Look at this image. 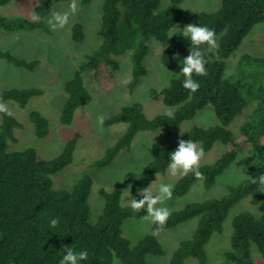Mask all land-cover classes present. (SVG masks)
<instances>
[{"label": "trees", "instance_id": "1", "mask_svg": "<svg viewBox=\"0 0 264 264\" xmlns=\"http://www.w3.org/2000/svg\"><path fill=\"white\" fill-rule=\"evenodd\" d=\"M11 0H0V6ZM67 0H44L36 9L39 20L8 18L0 12V31L45 30V17L55 4ZM91 0H82L83 6ZM185 0H170L162 8L161 0H103L101 25L98 34L100 45L82 61L74 78L66 85L68 100L61 121L71 124L76 110L92 101L86 88L83 73L90 72L93 88L99 93H109L116 87L115 71L119 64L110 60L112 54H127L132 59L133 76L130 89L134 90L148 71L144 61L151 40H159L163 46L162 63L166 68L182 71L183 59L190 54L191 43L183 36H171V30L182 20V3ZM221 6L212 12L201 11L196 15L195 25L207 26L217 34V48L209 51L203 47L206 76H194L201 87L191 93L184 89V77L171 80L157 95H163L167 106L175 107L172 114H160L148 118L143 106L136 103L125 106L119 114L106 120V125L129 123L126 133L97 161L99 168L110 165L119 152L130 148L139 131L165 129L171 135L184 121L211 105L219 124L209 128L194 127L168 147L150 148L151 161L135 181L134 192L150 186L153 179L168 169L170 153L178 147L180 139L193 140L208 153L216 143L226 147L224 154L214 163L202 165L205 188L211 189L217 178L224 173L238 155L247 151L256 154L258 161L248 169L249 177L229 187V192L216 199H207L186 205L173 211L163 229L179 226L195 217L199 224L193 236L184 240L174 251L169 264H184L192 257L198 264H206V245L215 233L223 231L224 221L230 210L243 198L249 197L255 205L264 203V192L253 178L264 174V87L250 86L254 76H247V67L257 64L264 70V57L243 55L239 59L238 75L232 80L226 74L227 60L233 56L254 27L264 24V0H221ZM84 39L83 25L73 27V40ZM0 59L18 67L34 70L38 61H27L9 51L0 50ZM108 64V65H107ZM111 67L108 68V67ZM257 82V79H253ZM42 93L40 88L0 89V102L15 101L26 108L29 101ZM251 101L257 102L248 121L235 136L228 128L236 116L249 109ZM249 107V108H248ZM0 126V264H59L64 246L76 251L87 250L88 259L80 264H113L115 259L123 264H147L149 255L160 256L164 248L153 234L141 238L132 246L124 236L126 220L146 215V210L134 212L121 203L122 192L102 189L104 198L102 213L97 221L92 220L90 196L94 184L90 175L83 176L70 189H55L52 176L70 165L81 137L70 139L59 156L52 160L40 159L35 149L9 151L8 140L15 129L23 124L13 116L1 114ZM35 135L48 136L50 124L47 117L37 110L29 113ZM196 177L189 173L182 176L173 190L172 197H181L189 192ZM59 219L56 227L50 220ZM231 249L225 253V264H255L248 252L255 244L264 257V213L257 218L253 213H239L232 222ZM158 230L156 224L152 231ZM162 230V229H160Z\"/></svg>", "mask_w": 264, "mask_h": 264}, {"label": "rangeland", "instance_id": "2", "mask_svg": "<svg viewBox=\"0 0 264 264\" xmlns=\"http://www.w3.org/2000/svg\"><path fill=\"white\" fill-rule=\"evenodd\" d=\"M43 1L11 0L0 6V12L5 17L12 19L35 20L36 9ZM81 1L77 0V12L70 15L69 23L63 29L53 31L47 20L53 11H69L71 0L54 5L51 12L45 17L47 31L20 29L0 31V50L9 51L30 62H39L34 70H29L0 59V89L34 87L42 90L41 94L34 96L29 101L26 108H21L15 101L4 102L23 124L22 128L15 129L14 136L8 140L9 151H24L33 148L40 159L52 160L61 154L70 139L76 134L81 135L74 152L73 162L52 176L53 186L57 190L70 189L83 176L90 175L94 181L90 205L92 220L95 222L103 210L104 198L100 194L102 189L109 192L120 190L122 192L121 203L124 206H129L127 202L131 198L142 199L139 191L134 192L132 187L152 159L150 148L168 147L182 137L181 131L184 136L194 127L209 128L218 125L219 120L214 108L209 105L200 110L193 119L184 121L171 135L163 128L155 131H139L130 148L121 150L110 165L99 168L97 161L104 157L107 149L112 147L129 127V123L107 126L106 120L119 114L123 107L136 103L142 104L144 114L148 118L174 113L176 108L167 106L164 103L163 95H157L156 92L160 93L167 87L171 80L176 78L175 74H180V70L178 68L169 69L163 65L164 46L159 40L153 39L149 43V52L144 61L148 73L141 78L137 87L131 90L129 87L133 76L131 57L127 54H112L110 60L119 64L115 71L116 87L109 93L96 92L90 72L83 73L85 86L92 94V101L76 110L71 124L62 123L61 116L68 100L66 85L75 77L86 56L101 43L98 30L101 25L103 0H91L86 6H83ZM161 2L162 8L170 4V0H161ZM221 4V0H185L181 5L182 20L171 30V36H183L178 33V26L182 32L186 25L195 24L196 15L199 12L215 11ZM78 23L83 25L84 39L76 42L73 40V27ZM243 55L264 57V24L256 25L237 52L227 60L226 74L232 80H236V77L242 80L237 72H239L238 61ZM108 68L111 69L110 66ZM244 74L254 76L250 81L252 88L264 87V70L259 65L248 66ZM253 79H257V82ZM249 107L236 116L228 126L235 136L240 134L242 125L249 120L253 110L257 107V102L251 101ZM32 110L41 112L49 120L48 136L39 138L35 135L33 123L29 119V113ZM98 116L104 117L102 125L97 120ZM1 124L2 116L0 114V126ZM225 150L226 147L223 143H216L208 153H205L201 166L214 163L224 154ZM257 161L256 154L243 151L217 178L216 184L211 189L205 188L204 179L197 180L187 194L181 197H172L162 206L168 207L172 213L190 203L221 198L229 192L230 186L242 183L249 177L248 169ZM180 178L182 176L172 177L168 170L159 174L158 180L156 175L152 181V183L156 182L152 185L153 192L158 190L161 183H171L175 187ZM129 186H131V192H124ZM244 211H249L260 218L264 213V203L255 205L249 197H246L230 210L224 221L223 231L215 233L206 245V264H225V253L231 249L233 219ZM142 217L126 220L123 231L132 246L149 234L156 236L162 244L164 254L149 255L147 264H169L174 251L182 241L193 236L199 224V218L195 217L177 227L153 232V223L142 220ZM248 255L255 264H264V257L255 244L251 246ZM113 264L123 263L115 259ZM184 264H198V261L190 257Z\"/></svg>", "mask_w": 264, "mask_h": 264}, {"label": "clouds", "instance_id": "3", "mask_svg": "<svg viewBox=\"0 0 264 264\" xmlns=\"http://www.w3.org/2000/svg\"><path fill=\"white\" fill-rule=\"evenodd\" d=\"M69 11L59 12L53 11L48 18L47 23L53 31L63 29L70 20V15L77 12V0H71ZM39 20V17H36ZM178 33L188 39L191 43L190 54L183 59L182 71L180 74H175L176 78L182 75L184 77L183 87L191 93L197 92L201 84L194 79V76H206L208 61L205 58V52L202 50L207 46L209 51L217 48V34L213 29L207 26L188 24L182 32L178 26ZM126 82V81H125ZM0 114L13 116V112L8 105L0 102ZM99 124H103L104 117L98 116ZM181 136H183L181 131ZM205 158L204 149L199 144L191 139L178 141V147L175 151L170 153V160L168 164V173L172 177L187 176L189 173L193 174L197 180H202L203 173L200 171L201 162ZM159 173H157V180ZM156 183V182H155ZM152 183L150 186L140 189L139 195L142 199L131 198L127 203L134 212L146 210V215L142 217L144 221H150L158 226V230L163 229L170 218L171 212L168 207L162 206L167 200H170L173 195L174 184L161 183L158 190L153 192ZM252 184L259 185L260 191L264 192V174L258 178L252 179ZM131 192V186L124 192ZM59 224L58 218L50 220V226L56 227ZM62 252L64 253L59 264H80L81 261L88 259L89 253L87 250L76 251L72 247L64 246Z\"/></svg>", "mask_w": 264, "mask_h": 264}]
</instances>
